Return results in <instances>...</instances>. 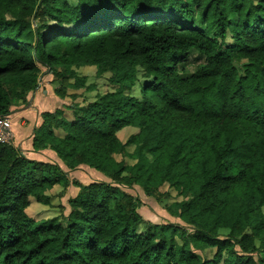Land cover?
<instances>
[{"label":"trees","instance_id":"16d2710c","mask_svg":"<svg viewBox=\"0 0 264 264\" xmlns=\"http://www.w3.org/2000/svg\"><path fill=\"white\" fill-rule=\"evenodd\" d=\"M192 52L205 62L183 77ZM41 66L62 99L85 85L74 68L112 90L41 114L33 149L60 161L0 142V264H264V0H0V118ZM82 166L108 181L72 179ZM70 185L68 214L28 215ZM135 186L175 193L181 223L146 220Z\"/></svg>","mask_w":264,"mask_h":264},{"label":"rangeland","instance_id":"374dc122","mask_svg":"<svg viewBox=\"0 0 264 264\" xmlns=\"http://www.w3.org/2000/svg\"><path fill=\"white\" fill-rule=\"evenodd\" d=\"M205 62L204 56L197 52H192L190 55V58L187 63L181 64L179 66L180 73L183 77H189L191 76L197 69L198 65ZM78 69V74L85 78V85L81 89L68 87L67 95L65 99H62L59 94L55 92V90L61 86V83L56 84L57 82L54 80L55 77L52 73H50L46 67L41 66V74H40V80H39V87L36 91H33L29 94V101L19 104H16V107L12 108V111H18L19 108H30L32 103V99L37 95V98L40 100V107H33L35 111L34 115H36V118H38L39 114L43 112L44 110H51L54 111L57 108H64L66 111V114L69 118L72 117L71 111L67 109L71 104L79 103L84 104L85 100H94L98 94H102L105 91L112 90V87L109 83L108 75L99 76L97 69L93 67H82V68H74ZM62 70L61 68L59 71ZM75 78H71L69 80L70 83L75 82ZM89 89V90H87ZM77 96V97H74ZM38 102V101H37ZM12 113V114H13ZM13 117V116H12ZM30 120V119H29ZM38 121V120H37ZM36 121V123H37ZM29 124L31 121H26ZM25 124V125H26ZM13 131V129H12ZM122 133H119L120 138L123 141H126L128 137L132 134H135L138 132V130L134 127H127L122 130ZM14 135V131H13ZM14 138L12 139V142L14 143ZM129 151L132 150L130 147L128 149ZM24 151V150H23ZM22 151V152H23ZM54 153L57 159L58 156L55 152ZM24 153V152H23ZM45 159L44 156H40ZM54 158V159H56ZM117 158L120 160L121 156H117ZM50 160L51 158L48 157ZM60 161V159H59ZM62 166L65 168V166L62 163ZM86 166L80 167L78 170L70 172L69 176L72 179H79L84 184H89L95 181L104 180L108 181V178L103 175L101 172L96 171L92 168H89ZM91 173V174H89ZM61 188V187H55L53 190L50 191L51 195V205H43L36 201V199L31 198V205L27 209L28 215L37 220L41 219H49L56 216H61L62 214H68L70 212V206H69V200L73 197H75L79 192L80 188L74 187L70 185L68 188ZM128 192L142 200L143 205L140 207L139 211L143 215V217L146 220H149L154 223L162 224V223H181L180 219L177 217L172 216L170 213L167 212L165 205L170 204L177 200L176 194L173 193L170 197L165 195H161L162 201L157 202L155 198H150L145 195L144 191L140 186H135L134 188H126ZM63 195L60 193L64 192ZM162 193H165L168 191L169 193V186L165 185L161 189ZM178 200H181L178 198ZM140 232H144L145 228L143 225L139 227ZM213 253V250H211ZM207 256H212L211 253H207Z\"/></svg>","mask_w":264,"mask_h":264},{"label":"crops","instance_id":"0c3cea01","mask_svg":"<svg viewBox=\"0 0 264 264\" xmlns=\"http://www.w3.org/2000/svg\"><path fill=\"white\" fill-rule=\"evenodd\" d=\"M32 103L30 108H19L18 111H15L13 113V118H12V128L14 131L15 135V140L14 143L17 147H19L24 154L31 158V159H37L40 161H51L52 158H56L54 153H52L50 150H44V151H38L35 152L33 149V132L36 127H39L42 124V117L41 114L43 112H53L51 110H44L41 112L36 118V115H34L35 111L33 107H40V100L37 98V95L32 99ZM38 101V102H37ZM30 119V120H29ZM38 120V121H37ZM26 121H31L29 124H26L28 122ZM37 121V123H36ZM26 124V125H25ZM40 156H44L41 158ZM48 157L51 159L49 160ZM89 169V168H88ZM91 174V173H89ZM79 180V179H78Z\"/></svg>","mask_w":264,"mask_h":264},{"label":"built area","instance_id":"2783aa9c","mask_svg":"<svg viewBox=\"0 0 264 264\" xmlns=\"http://www.w3.org/2000/svg\"><path fill=\"white\" fill-rule=\"evenodd\" d=\"M13 138L11 118L6 116L0 118V142L11 144Z\"/></svg>","mask_w":264,"mask_h":264}]
</instances>
